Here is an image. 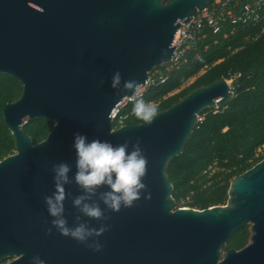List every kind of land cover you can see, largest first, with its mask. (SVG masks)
<instances>
[{
  "label": "water",
  "instance_id": "water-1",
  "mask_svg": "<svg viewBox=\"0 0 264 264\" xmlns=\"http://www.w3.org/2000/svg\"><path fill=\"white\" fill-rule=\"evenodd\" d=\"M213 0H0V74L16 79L21 96L2 108L15 153L0 161V264H264V159L230 183L225 205L176 207L168 167L183 152L202 112L224 107L233 89L224 78L187 93L152 122L113 130L111 114L134 94L125 80L144 84L168 63L181 22ZM121 73L117 89L112 75ZM53 123L38 143L24 130L32 119ZM139 143L147 157L146 185L130 208L112 212L102 186L86 193L75 182L73 136ZM70 166L64 184L69 227H106L97 251L52 228L45 196L56 192L53 165ZM77 196L98 204L103 217L84 215ZM250 226L247 245L223 248ZM52 228L48 233L47 229ZM95 233L87 243L94 246Z\"/></svg>",
  "mask_w": 264,
  "mask_h": 264
},
{
  "label": "trees",
  "instance_id": "trees-1",
  "mask_svg": "<svg viewBox=\"0 0 264 264\" xmlns=\"http://www.w3.org/2000/svg\"><path fill=\"white\" fill-rule=\"evenodd\" d=\"M234 29L227 26L218 35L208 33L186 52V62L171 73L165 84L144 96L160 112L195 88L218 78L232 79L233 96L224 114H215L214 108L202 112V120L183 152L168 167L177 208L182 201L198 210L225 205L233 178L264 159V154H258L264 148V32L244 26ZM21 93L22 86L16 79L0 74V161L16 151L2 108ZM142 122L134 115L127 120V124ZM52 127V122L35 118L24 130L38 143ZM248 227L236 232L223 250H239L247 245L251 236Z\"/></svg>",
  "mask_w": 264,
  "mask_h": 264
},
{
  "label": "clouds",
  "instance_id": "clouds-1",
  "mask_svg": "<svg viewBox=\"0 0 264 264\" xmlns=\"http://www.w3.org/2000/svg\"><path fill=\"white\" fill-rule=\"evenodd\" d=\"M121 73L116 71L112 75L111 87L117 89L121 83ZM124 87L133 90L137 94L131 112L139 120L151 123L158 112V107L151 101H146L139 93V83L133 80H125ZM73 148L76 154L75 182L86 193H95L102 186H107L108 191L102 194L104 205L112 212H119L122 208H130L140 199L142 189L146 185L143 178L147 171V157L139 143L133 145L129 150L127 142L114 145L110 141L101 139H91L80 132L73 136ZM70 166L66 163L53 165L54 179L56 181V192L52 196H45L44 201L47 206L52 228H55L63 236L70 237L79 243L85 244L89 248L97 251L103 245L98 237L108 228L92 229L86 224H77L69 227L64 218V184L69 182ZM85 197L77 196L73 204L79 207L80 211L91 218L101 219L103 209L95 203L84 202ZM52 228L47 232L51 233ZM95 233L97 240L95 245H89L87 241ZM33 264H44L39 256L33 257Z\"/></svg>",
  "mask_w": 264,
  "mask_h": 264
},
{
  "label": "built area",
  "instance_id": "built-area-1",
  "mask_svg": "<svg viewBox=\"0 0 264 264\" xmlns=\"http://www.w3.org/2000/svg\"><path fill=\"white\" fill-rule=\"evenodd\" d=\"M179 36L175 40L176 48L173 56L165 65L155 67L150 71L143 85L139 87V93L143 97L151 90L165 84L172 72L179 69L186 62V52L198 41L203 40L208 33L218 35L228 26L258 28L260 33L264 32V0H213L211 4L198 10L195 16L187 22H181ZM232 31V32H233ZM227 81H231L227 80ZM137 94L134 92L120 102L111 114L113 130L127 124V120L133 115L126 111L133 104ZM225 106L214 107L215 114H224ZM200 121L202 117L199 118Z\"/></svg>",
  "mask_w": 264,
  "mask_h": 264
},
{
  "label": "rangeland",
  "instance_id": "rangeland-1",
  "mask_svg": "<svg viewBox=\"0 0 264 264\" xmlns=\"http://www.w3.org/2000/svg\"><path fill=\"white\" fill-rule=\"evenodd\" d=\"M228 83L231 85V81H228ZM258 154L259 155H261V154H264V148H262V149H260L259 151H258ZM215 171V169H212V172L211 173H213ZM186 204L184 203V201H182L180 204H179V206H181V207H188V206H185ZM177 207V206H176ZM248 229H249V231H250V226L248 227ZM250 239V238H249ZM12 260V258H7V259H5L4 260V262H3V264L4 263H6V262H10Z\"/></svg>",
  "mask_w": 264,
  "mask_h": 264
}]
</instances>
